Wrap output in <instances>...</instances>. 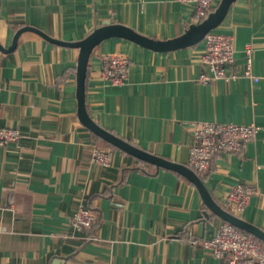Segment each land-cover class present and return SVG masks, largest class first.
<instances>
[{"label":"crops","instance_id":"crops-1","mask_svg":"<svg viewBox=\"0 0 264 264\" xmlns=\"http://www.w3.org/2000/svg\"><path fill=\"white\" fill-rule=\"evenodd\" d=\"M193 11L180 0H0V128L25 134L0 146V264H227L202 246L223 219L194 183L100 142L81 121L79 48L63 44L84 40L106 22L172 40L195 24ZM211 31L235 37L229 71L243 70L245 46H254L258 82L198 81L206 72L204 39L156 51L111 37L91 54L85 107L114 135L185 165L194 122L258 126L242 152L217 153L197 174L226 210L231 187L257 185L238 217L264 231V0H235ZM111 53L131 61L123 85L101 77L102 56ZM93 145L113 152L111 166L92 161ZM81 206L98 213L93 239L69 230Z\"/></svg>","mask_w":264,"mask_h":264},{"label":"built area","instance_id":"built-area-1","mask_svg":"<svg viewBox=\"0 0 264 264\" xmlns=\"http://www.w3.org/2000/svg\"><path fill=\"white\" fill-rule=\"evenodd\" d=\"M193 4L195 24L206 19L217 5V0H180ZM205 48L201 55V64L205 67L198 81L213 83L236 81L240 76L259 78L253 74L254 46H245L246 64L243 70L229 71L235 61V37L210 31L204 37ZM101 77L114 86L123 85L129 79L132 64L123 53H111L102 56ZM194 144L190 147L187 166L196 173H204L211 167V160L217 153H240L248 143L255 140L260 128L256 125L219 122H194L192 124ZM25 134L18 128H0V146L19 143ZM92 161L109 167L112 165L113 152L97 145L91 147ZM258 193L257 185L240 182L229 190L225 198L227 211L238 216ZM98 222V213L90 207H79L69 221V230L74 235L93 239L90 232ZM193 244L197 241L193 240ZM204 249L219 259L226 258L227 264H264V242L230 222L219 223L209 239L202 242ZM231 254L230 257H227Z\"/></svg>","mask_w":264,"mask_h":264},{"label":"water","instance_id":"water-1","mask_svg":"<svg viewBox=\"0 0 264 264\" xmlns=\"http://www.w3.org/2000/svg\"><path fill=\"white\" fill-rule=\"evenodd\" d=\"M235 0H221L217 8L209 14V16L198 24H192L187 31L172 40L156 41L145 36H142L132 29L120 25L106 22L102 27L95 29L88 37L77 43H63L79 48V58L77 67V96L79 100V117L81 121L89 128L95 135L110 143L118 149L123 150L129 155L139 159L140 161L152 164L158 168L168 169L180 173L189 181L194 183L200 191L205 204L224 221L230 222L234 226L247 231L264 242V231L254 227L243 221L240 217L232 214L217 204L209 192L206 190L200 176L190 169L185 164L176 163L162 157H158L150 152L144 151L129 141L118 137L110 131L102 128L96 121H94L87 113L85 107V92L86 79L89 60L95 47L102 41L111 37H121L140 44L144 47L156 51H168L177 48H183L195 45L201 42L207 33L217 27L226 16L230 6Z\"/></svg>","mask_w":264,"mask_h":264},{"label":"trees","instance_id":"trees-1","mask_svg":"<svg viewBox=\"0 0 264 264\" xmlns=\"http://www.w3.org/2000/svg\"><path fill=\"white\" fill-rule=\"evenodd\" d=\"M100 142H103L104 144H106V145H109V146H111V147H113V148H115V146H113V145H111L110 143H108V142H106V141H104V140H102L100 137H99V139H98ZM101 145V144H100Z\"/></svg>","mask_w":264,"mask_h":264}]
</instances>
